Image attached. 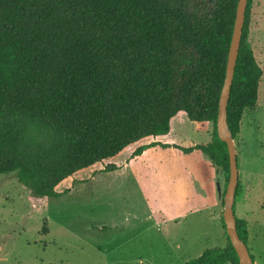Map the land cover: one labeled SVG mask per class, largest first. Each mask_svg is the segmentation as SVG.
<instances>
[{
  "label": "trees",
  "instance_id": "obj_1",
  "mask_svg": "<svg viewBox=\"0 0 264 264\" xmlns=\"http://www.w3.org/2000/svg\"><path fill=\"white\" fill-rule=\"evenodd\" d=\"M251 2L226 104L232 138L244 110L256 106L262 74L247 39ZM236 4L0 0V174L15 172L33 197L55 198L75 174L112 171L121 154L172 146L202 152L223 174V197L229 165L216 117ZM179 113L210 122L209 140L170 144ZM234 218L246 243V221ZM226 238L182 264H238Z\"/></svg>",
  "mask_w": 264,
  "mask_h": 264
},
{
  "label": "rangeland",
  "instance_id": "obj_2",
  "mask_svg": "<svg viewBox=\"0 0 264 264\" xmlns=\"http://www.w3.org/2000/svg\"><path fill=\"white\" fill-rule=\"evenodd\" d=\"M247 39L262 70L254 109L233 138L238 190L253 264H264V0H252ZM212 124L171 122L170 144L205 143ZM118 168L68 178L59 197H33L15 172L0 174L2 264H182L224 246L223 174L199 150L145 149L117 157ZM229 264V263H224Z\"/></svg>",
  "mask_w": 264,
  "mask_h": 264
},
{
  "label": "water",
  "instance_id": "obj_3",
  "mask_svg": "<svg viewBox=\"0 0 264 264\" xmlns=\"http://www.w3.org/2000/svg\"><path fill=\"white\" fill-rule=\"evenodd\" d=\"M246 1L247 0H237L233 29L226 59L225 76L219 94L216 117L217 136L219 139L226 143L229 165V175L222 197V220L224 223V230L237 255L238 264H253V262L247 249L246 243L238 236L235 226L233 204L235 197V188L238 182V175L236 151L233 143V138L231 136L226 120V104L229 97V89L239 47L241 29L245 15Z\"/></svg>",
  "mask_w": 264,
  "mask_h": 264
},
{
  "label": "crops",
  "instance_id": "obj_4",
  "mask_svg": "<svg viewBox=\"0 0 264 264\" xmlns=\"http://www.w3.org/2000/svg\"><path fill=\"white\" fill-rule=\"evenodd\" d=\"M248 232V231H247ZM247 236H248V233H247Z\"/></svg>",
  "mask_w": 264,
  "mask_h": 264
}]
</instances>
